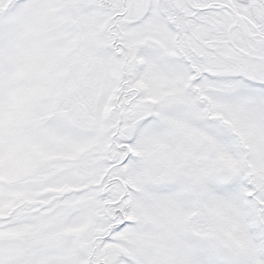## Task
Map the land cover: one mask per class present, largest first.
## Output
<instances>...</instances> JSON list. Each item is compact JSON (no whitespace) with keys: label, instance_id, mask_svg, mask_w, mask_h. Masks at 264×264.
<instances>
[{"label":"snow or ice","instance_id":"6c2138e0","mask_svg":"<svg viewBox=\"0 0 264 264\" xmlns=\"http://www.w3.org/2000/svg\"><path fill=\"white\" fill-rule=\"evenodd\" d=\"M0 264H264V0H0Z\"/></svg>","mask_w":264,"mask_h":264}]
</instances>
